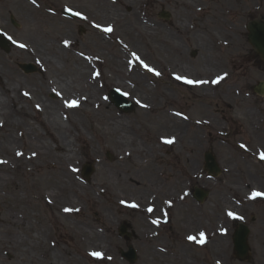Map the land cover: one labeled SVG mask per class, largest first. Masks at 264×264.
I'll return each mask as SVG.
<instances>
[{
    "label": "rangeland",
    "instance_id": "374dc122",
    "mask_svg": "<svg viewBox=\"0 0 264 264\" xmlns=\"http://www.w3.org/2000/svg\"><path fill=\"white\" fill-rule=\"evenodd\" d=\"M176 1L189 5V0H0V33L12 37L8 51L0 48V107L9 109L5 119L0 118V215L11 217L8 224L0 223V264L206 263L205 253L190 252L177 229L192 215L187 195L191 181L204 178H191L193 158L201 164L209 133L216 135L222 123L215 105L227 99L234 81L229 77L214 88L210 81L187 88L171 77L175 62V72L195 79H209L217 67L207 59L174 58L169 50L170 30L179 28L176 16L182 13L179 7L172 9ZM161 5L171 13L167 29L161 28L158 17ZM66 9L80 12V18L65 17ZM105 11L113 14L108 18ZM108 27L113 31H104ZM133 53L160 75L147 72ZM22 63L35 65V70L24 72L18 67ZM244 67V76L264 79V68L251 63ZM58 84L69 88L62 93ZM219 88H224L222 94ZM111 89L126 94L133 104L131 113L110 102ZM234 99L229 100L230 115L239 114V124L252 120L250 111L261 108L247 94ZM71 100L78 101V108L66 106ZM88 111L100 117L87 118ZM93 129L102 135L97 137ZM25 133L30 139L24 146ZM75 134L83 141L74 140L73 146L87 143L93 157L79 154L77 165L68 161L62 167L54 138L72 139ZM161 136L173 142L165 143ZM116 138L122 144H116ZM34 143H48L53 153ZM68 165H75V172ZM88 165L93 171L86 180L82 168ZM69 179L76 180L72 186ZM133 201L142 206L161 203L160 217L170 213V223H160L148 235L141 230L145 216ZM72 202L78 210L62 209ZM122 221L136 237L126 240L118 234ZM89 228L104 236L109 258L95 259L84 252L88 246L95 248L83 235ZM6 236L16 237L19 244L9 248L3 242ZM129 245L137 254L132 263L121 255Z\"/></svg>",
    "mask_w": 264,
    "mask_h": 264
},
{
    "label": "flooded vegetation",
    "instance_id": "af4514ba",
    "mask_svg": "<svg viewBox=\"0 0 264 264\" xmlns=\"http://www.w3.org/2000/svg\"><path fill=\"white\" fill-rule=\"evenodd\" d=\"M188 4L176 1L172 8L179 7L182 13L176 16L179 28L170 30L172 46L169 50L174 58L207 59L216 63L215 73L210 78L224 76V81L231 77L234 81L231 85L235 87H229L225 94L227 99H219L220 103L214 108V112L222 113V123L216 135L209 133L206 152L213 156L217 172L205 166L203 157L201 164L193 158L192 178L198 175L204 178L201 182L191 181L192 215L188 221L191 224L187 228L188 223L179 222L177 231L182 233V239L193 236L197 240L200 232L205 234L203 244L197 245L196 240L189 243L190 252L198 255L201 249L205 253V264H264V196L252 198L253 192L264 193V159H261L264 96L255 93L258 81L244 76L245 64L264 68L263 58L247 40L249 24L255 20L264 22V0H189ZM160 12H165L164 5L160 6ZM166 24L167 19L161 18V28L167 29ZM180 31L185 33L181 35ZM163 40H166L165 35ZM163 45L166 49V44ZM177 66L175 62L171 68L172 78L178 73L175 72ZM161 73L164 78L167 76L165 67ZM221 81L214 84L219 86ZM223 90L217 91L222 94ZM243 94L254 97L261 106L255 112L250 111L252 120L249 117L244 125L239 124V114L230 115L233 104L229 101ZM242 102L244 100L237 103ZM245 179L249 180L248 184ZM198 191L204 192L203 200H199ZM229 211L237 218H229ZM193 261L196 263V259Z\"/></svg>",
    "mask_w": 264,
    "mask_h": 264
},
{
    "label": "bare ground",
    "instance_id": "6f19581e",
    "mask_svg": "<svg viewBox=\"0 0 264 264\" xmlns=\"http://www.w3.org/2000/svg\"><path fill=\"white\" fill-rule=\"evenodd\" d=\"M108 14H113V12H111V11H107L106 12L105 11L104 16H106ZM106 17L109 18V16H106ZM58 85L60 86L58 88H60L63 91L62 93H65L66 92V89L69 88V86H67V88H64L60 84H58ZM66 85L67 84H64V86H66ZM8 111H9V109H5V106L2 105L0 107V118H2L4 120L5 117L8 115ZM19 111H22V110H19ZM86 114H87V116H86L87 118L92 117V116H98V117H100V115H97L96 113H93L92 111H88ZM51 115H55V114L53 113ZM55 125L56 126H59L58 123H55ZM93 131L97 134V137H99V135H102L101 133L98 134L96 132V129H93ZM8 136L10 138H12L10 135H8ZM26 138L27 139H30L28 137V135L25 133V138L22 139V143H23L24 146L25 145H29L27 143ZM36 138L37 137H35V139ZM158 138H160V136H158ZM54 139H55L54 140V143H55L54 149L56 151H59V152H54V153H58V156H56L57 157V160L59 162H61V163L62 162H65V164H61L60 163V166H62V167H66V162H68V161L74 162L75 165H77L81 161V159L79 157V154L80 155H83L85 157L86 155L92 156V154L94 153L93 150H89L90 147H89V145L87 143L86 144L80 143L78 146H73V143L72 142L74 140H76L78 142L83 141V138L79 134H75V136L72 139H69V136L67 135L64 140L62 139L63 141L60 140L59 138H54ZM161 140H163V141L168 140V136L167 137L166 136H161ZM14 141H15L14 139H11V143H14ZM116 141H117L116 144H122V142L119 140V138L118 139L116 138ZM35 146L38 147V148H40V149L42 147H44L48 153H53V149L51 148L50 145H48V143L43 144V145H37L36 143H34V147ZM90 149H92V148H90ZM135 150L142 151V150H140L139 146H136L135 147ZM32 153L35 154V152H32ZM140 162H141V160H140ZM75 165L74 166L68 165L69 170L75 172V170H76V166ZM139 167H140V165H139ZM157 173H159V169L155 170V172H153L152 176L153 177H156L157 176ZM128 176H130V175H128ZM74 181H76V180H71V179L68 180V183L70 184V186H72L74 184ZM72 189L73 188H69V190H72ZM51 193L53 194V192H51ZM138 203H140V201ZM138 203L136 201H133L132 206L133 205H137L135 207H137L140 210V212H142L144 214V216H145V218H143L144 220H143V224H142L143 226L141 227V230L144 231V232H148V233L153 234L154 233V223H153V221H158V219H156L154 217H158L159 216V214H158V206L159 205H156L154 203H151V204H146L145 206H142L141 204H138ZM61 207L64 210L68 209V211H74V210H78L79 209V207L76 206L75 204H73V202L70 203V204H67V205H63ZM149 207L153 208L154 211L151 212V213L148 212V208ZM10 219H11L10 216H1L0 215V223H2L4 225L5 224H8V221H10ZM83 235L84 236L86 235V239L85 240H88L89 245L95 247V248H89V246L86 247L84 249V252L86 254L90 255V253H92V252H101V253H103V257L104 258L105 257H108V258L110 257L109 255H107V252L108 251H107V249H105V245L103 244L104 243V241H103L104 240V236L98 237V235L96 233H93L92 232V229L91 228H89L88 231H84V234ZM3 242L7 243V246L9 248H11V249L14 246H17L19 244V241H17V238L16 237H14V239H12V237H9V236H6L3 239ZM101 243H102L103 246H101ZM72 262H73V264H80V262L78 260H72ZM55 264H59L58 261L55 262Z\"/></svg>",
    "mask_w": 264,
    "mask_h": 264
},
{
    "label": "snow or ice",
    "instance_id": "6c2138e0",
    "mask_svg": "<svg viewBox=\"0 0 264 264\" xmlns=\"http://www.w3.org/2000/svg\"><path fill=\"white\" fill-rule=\"evenodd\" d=\"M36 0H33V3H35ZM68 11L71 12V9H68ZM73 15L75 16H80L81 13L80 12H73L72 13ZM96 27H100L98 24L96 25ZM104 31L106 32H111L113 31V29L111 27H108V28H105ZM9 40L12 39V37H8ZM68 45V41H65V46ZM20 47H25V45L21 44L19 45ZM133 56L134 58L139 61L140 65L147 71V72H150V73H153L154 75L156 76H159L160 75V72H158L156 69L150 67L148 64H146L139 56H136L135 53H133ZM177 80H183L185 83L187 84H203V83H207L208 81H203V80H191V79H187L186 77H182V76H179L177 75L175 77ZM224 79V76H218L215 80L211 81L212 83H219V81L223 80ZM55 91V90H54ZM25 95H28V93H25ZM57 95H59V93H57ZM66 106L67 107H77L78 106V101L77 100H71V101H66ZM165 143H172L173 140H165L164 141ZM18 155H20V153H17ZM261 159H264V153H261ZM3 161H0V163H2ZM257 196H264V193H261V192H253L252 193V198H255ZM134 207L137 206V205H133ZM66 211H68V209H66ZM154 209L149 207L148 208V212H153ZM227 216L229 218H237L236 217V214L229 211L227 212ZM153 223H157V221H153ZM204 236L205 234L203 232H200V239H199V243L203 244L205 242L204 240ZM188 239L190 241H194L196 240V237H193V236H189ZM91 256H93L94 258L96 259H103V253L101 252H92L90 253Z\"/></svg>",
    "mask_w": 264,
    "mask_h": 264
},
{
    "label": "water",
    "instance_id": "95a60500",
    "mask_svg": "<svg viewBox=\"0 0 264 264\" xmlns=\"http://www.w3.org/2000/svg\"><path fill=\"white\" fill-rule=\"evenodd\" d=\"M250 42L252 43L253 47L258 51L263 57H264V26L255 27L251 30V35L249 37ZM0 46L3 47L5 50H8V45L4 38L0 36ZM25 71H31L33 70V67L31 65H21ZM111 101L118 107H121L123 110L129 112L132 111V105L127 103L124 99L120 98L116 93H113V91L110 93ZM88 171L85 173V177L88 178ZM125 256L129 260H133V252L130 250L128 253L125 254Z\"/></svg>",
    "mask_w": 264,
    "mask_h": 264
}]
</instances>
